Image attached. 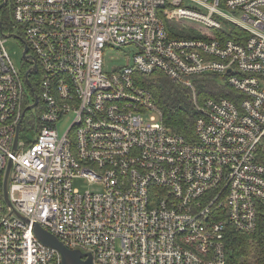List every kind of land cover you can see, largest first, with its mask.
Returning <instances> with one entry per match:
<instances>
[{"label": "built area", "instance_id": "1", "mask_svg": "<svg viewBox=\"0 0 264 264\" xmlns=\"http://www.w3.org/2000/svg\"><path fill=\"white\" fill-rule=\"evenodd\" d=\"M12 17L0 28V264H63L35 225L93 264H228V231L254 233L264 204V0H12ZM17 36L29 70L5 49ZM130 48L107 68V50ZM155 73L192 91L193 140L140 84ZM204 76L233 98L199 101ZM81 179L102 191L82 193Z\"/></svg>", "mask_w": 264, "mask_h": 264}, {"label": "trees", "instance_id": "2", "mask_svg": "<svg viewBox=\"0 0 264 264\" xmlns=\"http://www.w3.org/2000/svg\"><path fill=\"white\" fill-rule=\"evenodd\" d=\"M7 1V5L0 8V19L5 30H10L13 22L11 19L9 21L6 16H10V18L12 16V0ZM3 2L4 0H0V5ZM139 79L140 84L154 94L157 105L163 114L164 125L172 132L185 136L190 141L193 140L197 112L192 91L160 73L142 76ZM195 85L199 101L207 97L231 99L235 94L229 88L218 85L216 79L210 76L196 78ZM31 114L32 112L28 111L25 116V120L31 118L26 125L25 133L34 136L38 132V124L34 115L31 116ZM22 137H24L23 134ZM261 160L264 163V152H261ZM260 210L258 225L254 233L242 234L234 230L228 231V264H264V204L261 205Z\"/></svg>", "mask_w": 264, "mask_h": 264}, {"label": "rangeland", "instance_id": "3", "mask_svg": "<svg viewBox=\"0 0 264 264\" xmlns=\"http://www.w3.org/2000/svg\"><path fill=\"white\" fill-rule=\"evenodd\" d=\"M6 18L9 19V21L11 19V21L13 22L12 16H11V18H10V16L9 17L6 16ZM5 49L9 55L10 59L12 60L13 64L15 65V67L18 70H22V68H25L24 60H23V46L21 45V42L18 39L14 38V37L6 39ZM132 50H133L132 48L122 49V50H119V49L107 50V52H106V66H107V68L113 69V68H117V67H123L124 65H126L127 60H126L124 54H125V52L127 53V52L132 51ZM195 87H196V85H195ZM197 94H198V91H197ZM37 110H39V108ZM31 112H32L31 116H33L36 113V111H31ZM30 119L25 120V122H24L25 126L29 123ZM69 124H70V121H66L63 124V126L61 127L62 132L66 130V128L69 126ZM74 187L76 189L80 190L82 193H85L87 191L92 192V193H99L102 191V188L100 186L93 185L85 179L75 180L74 181Z\"/></svg>", "mask_w": 264, "mask_h": 264}, {"label": "water", "instance_id": "4", "mask_svg": "<svg viewBox=\"0 0 264 264\" xmlns=\"http://www.w3.org/2000/svg\"><path fill=\"white\" fill-rule=\"evenodd\" d=\"M7 5V1H4L3 4L0 5V8H3ZM0 28L3 29V25L0 21ZM37 70V68L35 67V69L30 70L27 74H26V78H27V84L28 86L31 88V91L33 92L34 90L32 89V84L29 80V75L32 72H35ZM39 104V100L36 97L35 99V104L33 106H30L26 109V112L34 109L37 105ZM26 112L24 114V116L26 115ZM17 142H18V136L16 138V144H15V148H14V153L16 151V146H17ZM12 169V162L10 161L9 163V168L7 171V176L5 179V199L7 201V203L10 205V201H9V197H8V179H9V175ZM34 233L36 235V237L46 246L53 248L55 250H57L58 252H60V254L62 255L63 258V264H93V259L92 256L89 254H85L82 253L80 251H74V250H70L68 249L57 237H55L54 235H52L51 233H49L48 231H46L45 229H43L40 225H35L34 227Z\"/></svg>", "mask_w": 264, "mask_h": 264}, {"label": "flooded vegetation", "instance_id": "5", "mask_svg": "<svg viewBox=\"0 0 264 264\" xmlns=\"http://www.w3.org/2000/svg\"><path fill=\"white\" fill-rule=\"evenodd\" d=\"M16 39H18L21 42V45L23 46V60L25 68L29 70L30 61L32 60L33 56L29 48L26 46L25 41L22 37L17 36Z\"/></svg>", "mask_w": 264, "mask_h": 264}]
</instances>
